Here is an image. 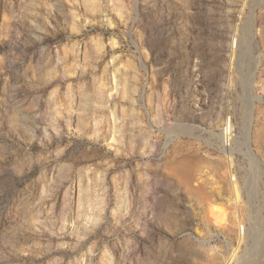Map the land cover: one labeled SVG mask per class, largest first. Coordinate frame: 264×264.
I'll return each mask as SVG.
<instances>
[{"label":"rangeland","instance_id":"rangeland-1","mask_svg":"<svg viewBox=\"0 0 264 264\" xmlns=\"http://www.w3.org/2000/svg\"><path fill=\"white\" fill-rule=\"evenodd\" d=\"M0 264H264V0H0Z\"/></svg>","mask_w":264,"mask_h":264},{"label":"bare ground","instance_id":"bare-ground-1","mask_svg":"<svg viewBox=\"0 0 264 264\" xmlns=\"http://www.w3.org/2000/svg\"><path fill=\"white\" fill-rule=\"evenodd\" d=\"M225 135H226V133H228V124H227V126L225 127ZM227 137V136H226ZM186 175V174H185Z\"/></svg>","mask_w":264,"mask_h":264}]
</instances>
